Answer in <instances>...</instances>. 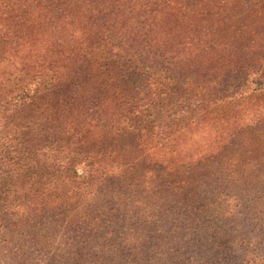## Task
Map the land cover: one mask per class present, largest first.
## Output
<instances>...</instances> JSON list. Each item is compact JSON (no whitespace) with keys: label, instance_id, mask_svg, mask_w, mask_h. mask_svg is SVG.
<instances>
[{"label":"rangeland","instance_id":"1","mask_svg":"<svg viewBox=\"0 0 264 264\" xmlns=\"http://www.w3.org/2000/svg\"><path fill=\"white\" fill-rule=\"evenodd\" d=\"M81 1L78 8H71L75 15L69 18V36L75 41L74 30L95 18L102 37L99 46L109 49L118 44L114 54L120 57L139 51L126 41L113 40L116 31L124 34L128 28L151 47L165 48L172 44L162 15L183 20L173 39V52L180 53L177 56L184 62L179 70L199 81L241 79L236 83L240 87L241 77L251 73L245 98L206 105L199 119L220 121L232 114L246 120H238L235 135L214 156L168 170L153 169L132 135L110 139L100 124L93 136L95 147L113 155L104 160L76 155L77 175L71 173V186L63 183V176L62 182H52L50 171L40 180L44 179L42 185L31 186L32 181L25 180L28 161L23 155L6 153L9 142L0 140L2 158H13L11 168L0 174V206L15 205L18 197L40 187L44 202L40 213H28L27 217L36 215L32 219L0 218V264H231L234 254L256 256L258 248H264V128L252 126L249 120L264 118V92L254 93L256 83L264 81V0H120L122 7L129 8L127 14L149 4L160 15L147 19V35L143 26L133 23V16H124L125 21L115 13L113 4L119 0L94 4L83 0L84 5ZM9 3L0 0V9L6 11L4 4ZM7 17L0 15V28ZM116 21L123 23L115 29ZM49 46V42L41 45L40 57L47 67L43 72L50 75L48 65L58 61L47 54ZM8 71L5 67L0 72V89L12 87L17 96L21 91L31 96L38 88L37 83L30 84L34 72L9 77ZM8 78L9 82L3 81ZM14 105L23 117L28 103L15 98ZM23 124H0V134L14 143ZM45 155L52 153L45 150ZM112 177L118 180L114 187L108 183Z\"/></svg>","mask_w":264,"mask_h":264},{"label":"trees","instance_id":"2","mask_svg":"<svg viewBox=\"0 0 264 264\" xmlns=\"http://www.w3.org/2000/svg\"><path fill=\"white\" fill-rule=\"evenodd\" d=\"M9 1V4H4L6 11L0 9L1 16L9 14L7 23L0 28V72L5 67L9 70V77L34 72L30 84L35 82L38 88L31 91V96L25 91L17 96L12 87L0 89L4 93V98L0 99V124L7 127L10 123L24 121L15 132L17 141L11 143L9 136L2 132L0 140L9 142L10 148H6V153L23 155L28 161L25 171L28 169L29 175L25 180L30 179L31 186L42 185L44 179L40 180L48 171L52 182H62L64 177L63 183L71 186L68 184L73 181L71 173L77 175L79 159L77 161L76 155L109 159L113 152L101 151L104 147L96 149L94 144L93 136L100 124L109 131L110 139L121 134L132 135L136 147L149 159L153 169L168 170L214 156L235 135L238 120H246L241 115L232 114L220 121L199 119L206 105L233 104L245 98L246 90H250L251 73L241 77L240 82L244 85L240 87L236 83L241 79L229 77L219 81H199L179 70V65H184V62L177 56L180 53L173 52L174 49L176 51L173 39L178 26L183 23L178 17L176 19L170 13L162 15L161 23L166 27L167 40L172 44L165 48L153 44L151 47L128 28L124 34L120 33L121 30L116 31L113 40L126 41L125 45L139 51L120 57L114 54L118 44L109 49L99 46L102 37L95 18H90L83 29L74 30L75 41L69 36L72 27L69 18L75 15L71 8L79 7L78 0ZM91 1L94 4L103 0ZM120 2L113 4L115 13L122 18L133 16V23L143 26L142 32L147 35V19L160 15L149 4L127 14L129 8L122 7ZM80 4L84 5V1ZM31 19L35 24L30 23ZM122 23L116 21L112 28L116 29V25ZM151 32L155 36L156 33ZM46 42L50 43L47 54L50 52V56L58 61V65L54 61L48 65L50 75L43 72L46 66L40 57L41 45ZM53 66L57 67L56 71L52 70ZM256 84L254 93H263L264 81ZM15 98L28 103L23 117L15 109ZM11 109L16 113L9 114ZM261 118L249 120V124L264 128V118ZM26 137L28 145L25 147L22 143ZM45 150H49L52 156L47 157ZM2 153L0 174L2 170L11 168L13 162L12 157L3 159ZM41 161H44L43 165ZM35 180L40 182L34 183ZM108 183L114 187L118 180L112 177ZM40 189L28 196L21 195L15 200V205L7 204L4 209L3 205L0 206V218L3 215L23 220L36 217L27 216L28 213L42 211L44 202ZM258 252L256 256L246 258V255L234 254L230 257L231 264H264V248H258Z\"/></svg>","mask_w":264,"mask_h":264}]
</instances>
